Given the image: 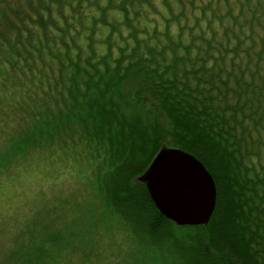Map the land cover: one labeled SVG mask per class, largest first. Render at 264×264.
<instances>
[{"label": "clouds", "instance_id": "obj_1", "mask_svg": "<svg viewBox=\"0 0 264 264\" xmlns=\"http://www.w3.org/2000/svg\"><path fill=\"white\" fill-rule=\"evenodd\" d=\"M138 61L147 78L125 76ZM116 76L127 81L119 89L125 115L136 107L163 119L162 103L216 108L234 128L229 150L238 148L241 174L264 194V0H0V264L130 259L125 233L103 216L91 185L94 145L74 135L11 147L37 113ZM163 82L174 85L166 100L141 92ZM138 92L148 98L139 102ZM225 104L238 109L235 120ZM36 221L63 239L45 240Z\"/></svg>", "mask_w": 264, "mask_h": 264}, {"label": "trees", "instance_id": "obj_2", "mask_svg": "<svg viewBox=\"0 0 264 264\" xmlns=\"http://www.w3.org/2000/svg\"><path fill=\"white\" fill-rule=\"evenodd\" d=\"M129 71L134 78H147L139 61L125 70V76ZM125 76H116L103 88L97 83L96 91L82 99L73 96L71 104L55 112L37 113L39 119L22 128L11 147L18 150L74 135L94 145L90 157L97 163L91 185L103 216L117 222L125 233L130 248L126 264H264V257L257 259L260 250L252 248L258 237L264 240V194L257 195L254 184L249 187L252 182L246 173L241 174L240 161L234 155L238 148L229 150L234 132L229 121L216 108L196 111L194 103L179 102L162 103L163 119L142 115L136 107L125 115L128 105L121 103L119 90L127 83ZM113 87L115 91L109 95ZM156 87L159 92L153 87H142L141 92L166 100L174 85L163 82ZM137 95L139 102L148 98L140 92ZM237 110L225 104L221 111H231L235 120ZM164 149L192 155L212 176L216 205L207 225H175L151 201L144 178ZM35 223L44 229L45 240L58 243L63 239L59 231H47V225ZM36 253L41 259L45 250L36 247Z\"/></svg>", "mask_w": 264, "mask_h": 264}, {"label": "water", "instance_id": "obj_3", "mask_svg": "<svg viewBox=\"0 0 264 264\" xmlns=\"http://www.w3.org/2000/svg\"><path fill=\"white\" fill-rule=\"evenodd\" d=\"M144 181L159 213L178 226L207 225L216 205L212 176L192 155L162 150Z\"/></svg>", "mask_w": 264, "mask_h": 264}]
</instances>
